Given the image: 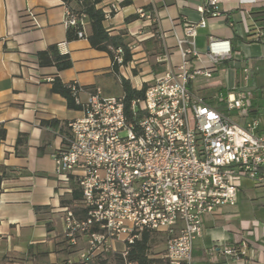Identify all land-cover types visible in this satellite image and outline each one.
Here are the masks:
<instances>
[{
	"label": "built area",
	"instance_id": "1",
	"mask_svg": "<svg viewBox=\"0 0 264 264\" xmlns=\"http://www.w3.org/2000/svg\"><path fill=\"white\" fill-rule=\"evenodd\" d=\"M80 1L62 0L64 25L77 28L78 39L85 38L87 26L86 17L73 8ZM219 2L202 0V19L185 22L183 35H174L177 65H172L168 50L155 57L165 67L143 83L144 95L131 102L130 116L122 96H105L95 86H68L83 114L67 124L65 145L53 159L65 193H72L71 185L81 193L77 206L85 218L77 219L68 207H60L65 239L72 246L82 237L86 240L78 250L80 261L119 254L123 264H134L127 260L128 252L146 231L163 238L166 264H193L204 216L235 206L243 180L264 186V133L258 132L264 115L243 125L231 115L248 117L249 90L218 92L216 103H209L192 89L197 79H212L216 66L232 59L228 40L209 37L204 53L195 48L196 30L206 26L207 18L223 16ZM117 10L110 4L105 19ZM138 14L149 18L143 11ZM247 33L264 45V20ZM115 60L122 65V48L115 50ZM249 78L244 68L245 86ZM80 93L87 95L84 103ZM222 254L243 259L246 241Z\"/></svg>",
	"mask_w": 264,
	"mask_h": 264
},
{
	"label": "crops",
	"instance_id": "2",
	"mask_svg": "<svg viewBox=\"0 0 264 264\" xmlns=\"http://www.w3.org/2000/svg\"><path fill=\"white\" fill-rule=\"evenodd\" d=\"M112 3L118 10L103 25L111 34L121 33L131 47V61L121 66L128 68H119V74L137 90L154 75L151 67H165V63H156V56L168 50L172 65L179 63L174 35H183L185 22L202 19V0H101L100 8L105 10ZM219 7L223 16L207 18L206 26L196 30L195 48L204 53L209 37L228 40L232 59L216 67L249 69L246 86L242 73L233 86L248 89L252 82L264 81V45L247 33L261 22L254 21L249 12L263 9L264 0H220ZM139 11L149 18L140 17ZM133 15L137 18L127 20ZM64 17L62 0H0V125L6 130L0 165L11 170L0 186V264H89L78 257L85 238L72 246L63 236L60 201L68 195L55 177L53 159L65 145L67 124L83 113L69 109L65 98L51 91L52 80L57 76L62 84L100 87L105 96H121L122 91L109 55L91 48L86 38L68 41ZM51 45L70 56V69L57 72L54 67L38 65L36 54ZM217 83L199 89L195 81L192 89L198 93L213 87L230 90ZM109 84L118 87V95L112 94ZM86 99L85 93L79 94L82 103ZM231 115L243 125L247 119L261 118L264 108H251L244 119L237 112ZM53 120L57 123L41 125ZM258 132L264 133L263 118ZM20 135L26 136V143L16 148ZM35 207L45 209L36 212ZM244 207L256 221L254 225L241 220ZM259 221L264 224V186L243 180L235 206L204 216L203 232L192 252L193 264H264V230ZM242 239L246 241L243 259L222 254ZM162 255L151 258L160 260Z\"/></svg>",
	"mask_w": 264,
	"mask_h": 264
},
{
	"label": "trees",
	"instance_id": "3",
	"mask_svg": "<svg viewBox=\"0 0 264 264\" xmlns=\"http://www.w3.org/2000/svg\"><path fill=\"white\" fill-rule=\"evenodd\" d=\"M101 0H82L80 2L74 3L73 8L78 13L84 15L86 17V34L85 38L88 40L91 48L106 52L112 63V70L116 75L118 82L121 87L122 97L124 99V110L127 115L130 116V104L132 101L141 99L144 95V91L146 89V84H143L139 90L133 88L130 82L124 79L119 74V68L121 66L127 65L131 61V51L129 50V46L125 43L122 38V34H111L108 32L103 23L106 20L104 16V10L100 8ZM250 16L254 19V21H262L264 20V8L256 11L249 12ZM137 18V15H133L129 17L127 20H134ZM77 28H69L66 32V38L68 41H72L77 38ZM118 48L123 49V63L118 64L115 60V50ZM36 59L38 65L40 67H54L57 72H61L64 70H68L72 67V60L68 54H61L58 50L57 45H51L46 50L38 52L36 54ZM233 69L235 67H232ZM245 67L235 68L239 70V80L241 79L242 70ZM152 71L157 73L162 70L161 67H151ZM71 83L62 84L60 79L55 76L52 80V88L51 91L54 93L60 94L63 98H65L67 107L72 110H82V105L77 104L73 97L72 91L68 86ZM250 92V103L251 108H264V81H260L258 83H251V86L248 88ZM218 92H226L223 88L219 89ZM209 103H213L209 101L210 98H204ZM250 108V109H251ZM57 121L53 120L51 122H41V125H49L55 124ZM6 130L3 125H0V144L5 140ZM65 140H63V144H65ZM22 143H26V136L20 135L16 140V148ZM10 169L0 165V186L4 179L9 176ZM72 186V193L68 195L66 198L61 199L60 206L68 207L73 215L77 219L85 218V211L77 206V202L81 199V193L77 189L75 185ZM45 209V207H35L34 210L39 212ZM159 235L143 232L139 240H137L130 248L128 252L127 260L134 264H157V262H166L163 259L156 260L150 258V252L152 248L156 245V238ZM89 264H123L122 258L119 254H108L105 257L98 256L93 260L88 262Z\"/></svg>",
	"mask_w": 264,
	"mask_h": 264
},
{
	"label": "rangeland",
	"instance_id": "4",
	"mask_svg": "<svg viewBox=\"0 0 264 264\" xmlns=\"http://www.w3.org/2000/svg\"><path fill=\"white\" fill-rule=\"evenodd\" d=\"M199 44V43H198ZM235 68H239V67H235ZM233 69L232 67H216V72L214 73V76L212 79L206 80V79H197L196 83H197V88L201 89L202 87H207V86H215L216 84H218L217 82H219V84L225 88L228 89H233L235 87V82L239 80V76L237 74H239V70L237 69ZM245 85V84H244ZM234 86V87H233ZM109 88L112 92V94L114 95H118L119 94V89L117 86H114L112 84H109ZM217 87H213V88H209V89H202L201 91H199V95L202 96L203 98H207L208 96L211 95L212 99L211 101L216 103L215 100H213L217 93ZM65 193V192H63ZM242 215H241V220H246L247 222L251 223V225H254V223L256 222L255 220H253V217L251 215V213H248V207H244L242 209ZM56 222L58 224H61L60 219L58 218L56 220ZM259 226L261 227L263 222L259 221L258 222ZM164 240L162 237H157L156 238V245L152 248L151 252H150V258L153 256H158L163 254L164 252ZM161 264H165L163 262H161Z\"/></svg>",
	"mask_w": 264,
	"mask_h": 264
}]
</instances>
